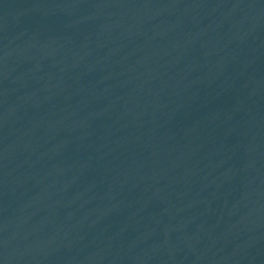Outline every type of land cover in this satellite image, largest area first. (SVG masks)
<instances>
[{
	"label": "water",
	"instance_id": "obj_1",
	"mask_svg": "<svg viewBox=\"0 0 264 264\" xmlns=\"http://www.w3.org/2000/svg\"><path fill=\"white\" fill-rule=\"evenodd\" d=\"M0 264H264V0H0Z\"/></svg>",
	"mask_w": 264,
	"mask_h": 264
}]
</instances>
